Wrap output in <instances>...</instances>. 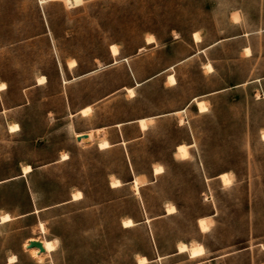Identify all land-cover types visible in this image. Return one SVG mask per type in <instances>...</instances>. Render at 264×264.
<instances>
[{"label":"rangeland","instance_id":"374dc122","mask_svg":"<svg viewBox=\"0 0 264 264\" xmlns=\"http://www.w3.org/2000/svg\"><path fill=\"white\" fill-rule=\"evenodd\" d=\"M260 28L264 0H0V214L16 216L0 222V264H264V77L244 83L264 75ZM32 236L55 248L33 252Z\"/></svg>","mask_w":264,"mask_h":264},{"label":"bare ground","instance_id":"6f19581e","mask_svg":"<svg viewBox=\"0 0 264 264\" xmlns=\"http://www.w3.org/2000/svg\"><path fill=\"white\" fill-rule=\"evenodd\" d=\"M194 38L196 40L200 39L199 34L197 32L194 33ZM153 40H154V36L152 34H150L146 37L147 43H151V41H153ZM109 49H110V52L112 53V55L119 53L118 48H117L115 43L111 44ZM124 59H127V57H124ZM75 64H76V62L74 59H72L68 62L69 66H74ZM207 67L210 68L209 65H207ZM45 79H46L45 75L42 74L41 76H39L37 78V82L42 83V81H45ZM174 80H175L174 75L172 73H170V75L168 76V81L173 82ZM63 81L65 82L66 79H63ZM5 87H6L5 82L0 81V89H3ZM128 93H129V95H133L134 94L133 89L128 88ZM197 104L199 105L200 110H207V108H208L203 100H198ZM89 109H90V107L86 106L82 109V112L86 113ZM139 124L141 125L142 128H145L147 126L146 120L144 118L139 119ZM9 127H10V129L19 128L17 123H12L11 125H9ZM76 136H79V139H78L79 141H89L92 139L91 132L86 133V134L80 132V133H77ZM260 137H261V139H264V130H262V132L260 133ZM98 143H99L100 147H106L109 145V143L105 139L98 141ZM189 146L190 145L183 143V142L178 143L176 145V153L178 154V156L180 158H187L188 157V154H189L188 147ZM66 156L67 155H65V153L62 154V158L66 157ZM31 168H32L31 164L26 163L23 166V172L26 173V171H29ZM162 170H163V166L161 164H156L153 168V172H155V173L161 172ZM218 177L221 178V180L224 184H227L231 181V177H229L228 173H226L225 171L220 172L218 174ZM119 184H121L120 179H117L115 177L110 179V185L111 186H118ZM132 185H133V188L135 191L138 190V180L137 179L134 178ZM81 196H82V192L80 190H75L74 192H72V195H71V197L73 199L80 198ZM165 210H166L165 211L166 213H172L175 210V205L174 204H167ZM9 218H10V214H8L7 212L0 214V221H6V220H9ZM147 220H149V218H147ZM197 222H198V226H199L200 230H206L208 228V222H207L205 217H198ZM133 224H134V221L132 220L131 217H124L122 219V225H124V226H130ZM28 245H36V248H35L36 253H38L41 249L45 250V249H49L53 246V244L50 240L38 241L34 237H30L24 243L25 247H28ZM184 250H187L189 252V256H191V257H193L195 255H200V254L204 253V251H205V250H203V246L200 242H193L190 245H188L182 241L178 242L177 243V251H184ZM14 258H15L14 255H10L9 261L14 259ZM146 261H147L146 256H144V255L139 256V258H138L139 263H145Z\"/></svg>","mask_w":264,"mask_h":264},{"label":"crops","instance_id":"0c3cea01","mask_svg":"<svg viewBox=\"0 0 264 264\" xmlns=\"http://www.w3.org/2000/svg\"><path fill=\"white\" fill-rule=\"evenodd\" d=\"M235 22H237V17L235 16V20H234ZM260 30H263L264 31V28H260ZM260 30H256V31H242V33H239V34H234V35H232V36H229L230 38H238V37H242V36H244V35H249V34H252V33H254V32H260ZM200 40V39H199ZM220 40H217V41H215L214 43H217V42H219ZM250 42H249V40L247 41V43H244L243 45H242V48H243V50L245 51V53H244V55H246V56H250V55H252L253 54V52H252V49L250 48ZM202 50H204V48H202V49H198V51H202ZM123 60H125L124 58H123ZM127 60V59H126ZM115 61H118L117 60V58L115 59L114 58V62ZM206 67H207V65H209L210 66V70L209 71H212L214 68L212 67V65H211V63L210 62H206ZM172 65H170L169 67H171ZM170 73H172L173 75H174V73L173 72H170ZM170 73L169 74H167V76H166V78H167V81H168V76L170 75ZM155 74H157V73H155ZM174 77H175V75H174ZM264 77V75H262L261 77H255V78H253V79H250V80H246V81H244V83H248V82H251V81H260L261 80V78H263ZM43 82V81H42ZM176 82V78H175V80L173 81V82H169L168 81V83L169 84H173V83H175ZM38 83V82H37ZM135 84H139V82L138 81H136L135 82ZM238 85H240V84H234V86H238ZM6 88V87H5ZM126 89H127V91H128V88H132L133 89V91H134V94L133 95H130V96H134L135 95V89L133 88V87H125ZM4 89V88H3ZM256 97H259V96H256ZM198 100H202V99H198V98H196L195 96L194 97H192L189 101H193V102H195L196 104H197V101ZM204 101V100H203ZM198 105V104H197ZM86 106H89L90 107V105L89 104H86V105H83V106H81L78 110H77V113H82V114H87V113H89L90 111H91V107H90V109L86 112V113H83L82 112V109L84 108V107H86ZM198 108H199V105H198ZM199 111H206V110H200L199 109ZM141 118H144L145 120H146V124H147V126L145 127V128H142L141 127V125L139 124V119H141ZM152 119V117H146V116H139V117H136V118H134V120L137 122V124H139V127H140V129L141 130H144V129H147L148 128V122L150 121ZM134 120H127V122H132V121H134ZM116 123H121V122H116ZM116 125V124H115ZM99 128H104V126H98L97 128H93L92 129V131H96V132H98V129ZM92 131H89V130H86V131H80L81 133H89V132H91V134H92V139L91 140H93V138H94V133L92 132ZM80 132H77V133H80ZM76 133V134H77ZM102 139H105L108 143H109V141L106 139V138H101V139H99L98 141H100V140H102ZM91 140H89V141H91ZM116 143H114V144H117L118 142L120 143H124L125 141H124V139H121V141H120V139H117V141H115ZM98 143V142H97ZM98 146H99V143H98ZM109 146H111V143H109V145L108 146H106V147H100V148H107V147H109ZM67 157V156H66ZM65 158V157H64ZM31 170V169H30ZM27 172V171H26ZM15 177V176H14ZM134 181V180H133ZM133 183V182H132ZM121 184H122V181H121ZM121 184H119V185H121ZM111 186V185H110ZM112 187H118V186H112ZM81 198V197H80ZM73 199V198H72ZM77 199H79V198H77ZM33 212H34V210H33ZM4 213V212H3ZM8 213V212H7ZM8 214H10V213H8ZM14 217H16V216H11L10 215V218L9 219H11V218H14ZM6 221H9V220H6ZM0 222H5V221H0ZM41 225V228L43 227V229H42V231L44 232L45 231V229H46V227L43 225V223H41L40 224ZM124 226V225H123ZM131 226V225H130ZM32 237H34V236H32ZM30 237H28V239H29ZM34 238H36L38 241H43V240H50L51 242H52V244H53V246L51 247V248H49V249H41L38 253H40V252H50L51 250H53L54 248H55V243H54V240L53 239H50V238H46V239H43V238H39V237H34ZM27 239V240H28ZM26 240V241H27ZM25 241V242H26ZM24 242V243H25ZM25 247V246H24ZM28 247L30 248V249H33V252H35V248H36V245H28ZM28 247H26V248H28ZM36 253V252H35ZM37 253V254H38ZM13 261H15V258L14 259H12V260H8V263H10V262H13Z\"/></svg>","mask_w":264,"mask_h":264},{"label":"water","instance_id":"95a60500","mask_svg":"<svg viewBox=\"0 0 264 264\" xmlns=\"http://www.w3.org/2000/svg\"><path fill=\"white\" fill-rule=\"evenodd\" d=\"M113 62H114V60H113ZM79 139V136H77V140ZM12 177H14V176H12ZM12 177H10V178H12Z\"/></svg>","mask_w":264,"mask_h":264}]
</instances>
